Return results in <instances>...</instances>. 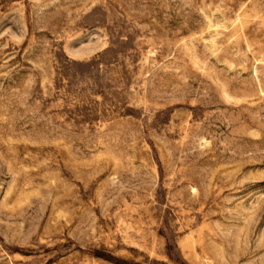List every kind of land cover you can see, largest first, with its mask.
Segmentation results:
<instances>
[{
  "label": "rangeland",
  "instance_id": "374dc122",
  "mask_svg": "<svg viewBox=\"0 0 264 264\" xmlns=\"http://www.w3.org/2000/svg\"><path fill=\"white\" fill-rule=\"evenodd\" d=\"M0 264H264V0H0Z\"/></svg>",
  "mask_w": 264,
  "mask_h": 264
}]
</instances>
